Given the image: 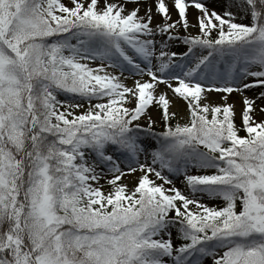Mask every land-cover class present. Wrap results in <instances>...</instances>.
I'll return each mask as SVG.
<instances>
[{
	"label": "snow or ice",
	"instance_id": "6c2138e0",
	"mask_svg": "<svg viewBox=\"0 0 264 264\" xmlns=\"http://www.w3.org/2000/svg\"><path fill=\"white\" fill-rule=\"evenodd\" d=\"M0 264H264V0H0Z\"/></svg>",
	"mask_w": 264,
	"mask_h": 264
},
{
	"label": "rangeland",
	"instance_id": "374dc122",
	"mask_svg": "<svg viewBox=\"0 0 264 264\" xmlns=\"http://www.w3.org/2000/svg\"><path fill=\"white\" fill-rule=\"evenodd\" d=\"M249 95H250V93H249ZM213 99H216V98L214 97ZM231 99L236 102L237 111H239L240 107H241L240 102H239V97L234 94ZM178 107L181 108V110H182L183 105L182 104L178 105ZM239 124H240V121L237 120V125L239 126ZM241 135H244V133L242 132Z\"/></svg>",
	"mask_w": 264,
	"mask_h": 264
}]
</instances>
